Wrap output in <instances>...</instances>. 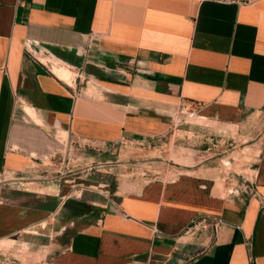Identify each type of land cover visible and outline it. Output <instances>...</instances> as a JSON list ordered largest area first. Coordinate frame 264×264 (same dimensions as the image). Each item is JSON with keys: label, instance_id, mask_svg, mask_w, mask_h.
Returning a JSON list of instances; mask_svg holds the SVG:
<instances>
[{"label": "crops", "instance_id": "1", "mask_svg": "<svg viewBox=\"0 0 264 264\" xmlns=\"http://www.w3.org/2000/svg\"><path fill=\"white\" fill-rule=\"evenodd\" d=\"M181 106L225 125L264 108V0H0V243L40 227L64 245L47 264H264V141L251 196L190 174L112 193L34 174L60 134L87 156L160 137Z\"/></svg>", "mask_w": 264, "mask_h": 264}, {"label": "rangeland", "instance_id": "2", "mask_svg": "<svg viewBox=\"0 0 264 264\" xmlns=\"http://www.w3.org/2000/svg\"><path fill=\"white\" fill-rule=\"evenodd\" d=\"M173 118L171 129L156 139L142 142L125 139L91 147L87 156L82 147L72 146L71 150L70 143L60 134L57 154L36 161L40 165L34 174L48 178L86 177L96 189L109 185L111 193L117 187L127 192L148 181H168L190 174L212 178L216 194L229 197L236 193L253 194L249 170L264 141V108L239 125L203 118L191 106H181ZM29 231L18 241L0 244V264H47L64 246L54 243L58 236L50 234L51 229L38 227ZM46 233L52 236L50 240L43 237Z\"/></svg>", "mask_w": 264, "mask_h": 264}, {"label": "built area", "instance_id": "3", "mask_svg": "<svg viewBox=\"0 0 264 264\" xmlns=\"http://www.w3.org/2000/svg\"><path fill=\"white\" fill-rule=\"evenodd\" d=\"M198 3L203 2H212V3H218V4H232L237 6H244L249 4V0H194ZM201 228L202 230H210L213 234H216L219 230V223L218 221L213 220L209 217H199L198 219L194 220L191 225V228Z\"/></svg>", "mask_w": 264, "mask_h": 264}, {"label": "bare ground", "instance_id": "4", "mask_svg": "<svg viewBox=\"0 0 264 264\" xmlns=\"http://www.w3.org/2000/svg\"><path fill=\"white\" fill-rule=\"evenodd\" d=\"M41 61L43 62V63H45L46 65H48V67H49V69L51 70V72L55 75V76H57L60 80H62L63 82H65V83H67V84H70L71 83V81H72V74H71V72L70 71H68V70H66V69H64V68H62V67H59V66H57V65H55V64H52V63H49L47 60H44V59H41ZM25 110H26V113L30 116V117H32L34 120H36V121H38L37 119H36V116H35V113H34V111L32 110V109H30V108H28V107H25ZM21 242V241H20ZM0 244H3L2 242L0 243ZM3 245H5V244H3ZM2 246V245H1ZM17 247H18V245H17ZM1 249V248H0ZM5 249V248H4ZM3 248H2V250H4ZM9 249V248H8ZM7 249V250H8ZM17 250H19V249H17ZM20 251V250H19ZM24 262V261H23ZM25 264L27 263V262H24Z\"/></svg>", "mask_w": 264, "mask_h": 264}]
</instances>
